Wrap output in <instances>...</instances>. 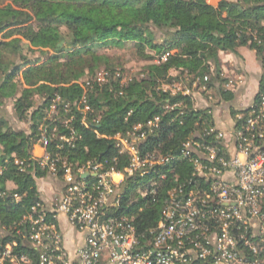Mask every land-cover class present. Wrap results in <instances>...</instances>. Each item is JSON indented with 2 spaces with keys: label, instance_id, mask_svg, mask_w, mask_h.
I'll use <instances>...</instances> for the list:
<instances>
[{
  "label": "trees",
  "instance_id": "1",
  "mask_svg": "<svg viewBox=\"0 0 264 264\" xmlns=\"http://www.w3.org/2000/svg\"><path fill=\"white\" fill-rule=\"evenodd\" d=\"M22 1L25 9L0 0V34L4 32L0 39V241L16 239L18 248L27 251L21 236L12 230H24L25 224L19 226V222L33 204L43 199L36 179L51 176L32 156L42 132L48 138L46 152L50 158L57 155L73 168L89 161H107V166L117 171H123L129 157L119 153L116 136H125L154 116L159 117L158 127L147 132L138 145L142 157L152 151L174 154L188 141L223 143L215 138V132L207 133L214 125L211 107H194L190 95L164 91L158 80L171 71L190 78L202 79L211 73L218 77L219 52L236 54L243 45L260 55L264 50V0H220L217 7L206 0ZM153 28L165 35L162 44L154 43ZM126 42L141 51L148 47L158 56L171 49L175 52L160 64L149 65L146 77L124 84L111 78L114 75L102 84L77 81L109 61L105 55H97L94 47L123 46ZM27 47L47 49L53 55L39 63L42 57L31 59L25 53ZM63 53L66 60L60 61ZM207 84L213 96H222L219 101L233 98L230 89ZM263 90L264 73L254 102ZM55 96L59 97L58 119L46 120L40 127ZM36 99L39 103L35 107ZM7 100L13 101L17 119L29 122V131L15 128L1 114ZM79 102L81 108L86 104L90 110H77ZM65 103L69 104L67 113L62 108ZM248 110L231 108L236 127L244 124ZM237 114L243 118L237 119ZM69 117L68 124L62 123L61 119ZM61 135L74 136V145L60 140ZM171 167L170 178L154 194L150 193L152 183L142 185L144 195L134 193L141 179L137 174L126 175L120 184L119 206L114 213L132 217L138 236H149L156 226L167 190L187 184L193 177L194 166L188 160L176 159L158 170ZM61 176L58 172L51 178L58 187ZM8 183L14 188L8 189ZM13 194L19 195V200Z\"/></svg>",
  "mask_w": 264,
  "mask_h": 264
},
{
  "label": "built area",
  "instance_id": "2",
  "mask_svg": "<svg viewBox=\"0 0 264 264\" xmlns=\"http://www.w3.org/2000/svg\"><path fill=\"white\" fill-rule=\"evenodd\" d=\"M191 79L193 84L208 81L207 76ZM58 102L55 96L50 112L57 111ZM62 108L67 113L69 104ZM76 108L83 113L90 110L86 104L81 108L80 102ZM246 108L244 124H235L231 131L234 153L233 145L212 126L207 133L215 132L223 143L188 141L174 154L152 151L142 157L139 142L158 127L159 117L136 125L131 131L133 144L116 136L119 153L129 157L123 171L107 166V161L73 168L57 155L50 158L48 138L42 132L39 144L44 155L36 161L53 177L62 172V184L53 199L43 198L30 207L18 224H25L24 230L13 228L27 251L18 248L16 239L0 241V264H257L264 257V90ZM59 138L74 145V136ZM176 159L193 164V177L167 190L156 226L149 236H138L132 217L114 213L120 184L126 175L150 176L154 194L173 171L171 167L160 172L159 166H170ZM13 198L20 197L13 194Z\"/></svg>",
  "mask_w": 264,
  "mask_h": 264
},
{
  "label": "rangeland",
  "instance_id": "3",
  "mask_svg": "<svg viewBox=\"0 0 264 264\" xmlns=\"http://www.w3.org/2000/svg\"><path fill=\"white\" fill-rule=\"evenodd\" d=\"M1 1H2L1 3L4 4L9 3L15 7L24 8V9L26 8V4L22 0H1ZM206 2L213 7H217L220 0H206ZM152 30L154 31L155 34L154 43L162 44L165 39V35L163 34V32L156 30L154 28ZM3 34L4 32L0 34V39H3ZM242 47H244L243 49V51L245 52L244 55L249 61H252V57H251L252 55L255 56L256 62L254 61L253 63L252 61V63L260 67L261 75L258 80L260 82L262 73H264L263 53L259 55L255 49L250 48L248 45H243ZM93 49L95 50L97 55H105L109 61L107 63L105 62L99 65L91 73L85 74L79 79H77L78 82L84 85L88 82L90 83L96 82L97 78H100L102 80L101 81L102 84L111 75H114L111 76V78L113 79L116 78V80L118 79L120 84H124L130 81L131 79H140L146 77V71L149 65L153 63L160 64L163 61L161 60V58L164 57L163 55L165 53L173 54L175 52V49H171L169 51L162 53L161 56L160 55L158 56L154 50L146 47L144 51H141L139 48L133 46L132 43L130 42H126L125 45L123 46L107 44L102 47L96 46ZM42 50L47 51V54L45 55L44 53H42L41 52ZM236 51H238V49ZM25 53L31 59L42 57L40 58L39 63L48 60L49 57L53 55L52 51L50 50L48 51L47 49H38L34 47L25 48ZM230 56H233V59H231ZM59 60L60 61L66 60V53L59 55ZM243 65L245 67V62L241 57L237 55V52L235 54V53L221 51L219 52L220 74L218 77H216L213 73L206 75L208 77L207 83L212 82L219 89L225 88L232 90V93H236V91L237 93H239L238 86L242 81L241 78L242 73L240 71L242 68L241 66ZM220 78H222L223 81H220ZM158 81H160L159 82L160 89H163L164 91H171L172 93L175 92L187 93L188 91L187 94L193 98L192 103L194 107H199V108L211 107L212 110L210 111V113L211 114L213 113L214 117L219 119L222 117V114L220 113L222 108L217 103L219 102L222 96L219 95L217 97L213 96L212 90L208 87V84L204 85L203 82H198L193 84L192 79L190 77H184L180 73L172 72V71L167 75L166 78L159 79ZM256 94L257 93H255L253 101L256 97ZM246 101H248V99ZM224 102L232 104L233 98L229 101L225 100ZM38 103L39 101L38 99H36L35 107L38 106ZM1 114L4 115L15 128L29 131V122L19 121L15 116L12 100H7L5 102V104L1 109ZM56 117H57V111L55 112L46 111V118L42 121L40 127H42L45 124L46 120L54 122ZM61 120L63 123L65 119L63 118ZM213 127L217 129L219 132H222L227 143H231L233 145L231 146V151L234 153L236 150L235 147L236 145L234 144L235 142L232 141V135H231L232 130L229 132L226 131V129L220 130L216 125H213ZM53 129H56V127ZM132 136H133L132 132H130L129 134H126L123 137L120 138L117 137V138L120 139L123 143L133 144L134 141H132ZM39 143H40V139L37 140L35 145H40ZM38 159L40 160V158ZM51 178L52 176L50 175H44L43 177L36 179L37 188L39 192L40 190H42L43 193L47 194V196L45 197L49 200L54 198L53 195L56 194L57 191L56 189H58V185L54 183L55 178H53V181ZM150 181H151L150 176H145L141 178L140 182L135 188L134 193L138 195H144L143 192L141 191L142 185L149 183ZM13 188L14 185L12 183H8V189H13ZM257 264H264V257L260 258Z\"/></svg>",
  "mask_w": 264,
  "mask_h": 264
},
{
  "label": "crops",
  "instance_id": "4",
  "mask_svg": "<svg viewBox=\"0 0 264 264\" xmlns=\"http://www.w3.org/2000/svg\"><path fill=\"white\" fill-rule=\"evenodd\" d=\"M244 47H239L237 51V55L243 59L245 62L244 65L241 66V73H242V81L238 86V92L232 93L233 95V102L232 104L226 103L224 101L217 102L218 105L222 108L220 113L222 114V117L216 118L214 117V114L212 113L213 123L216 125L220 130L226 129V131H231L235 125V118L233 117L231 113V108L235 111H238L239 109H244L247 106L251 104L253 101V98L255 96V93L258 91V84H259V77L261 75L260 73V67L258 65L253 64L255 60V56L252 55V61H249L246 56L244 55L243 51ZM252 54V53H251ZM231 59H233V56H230ZM232 92V90H231ZM248 99V101H246ZM228 104V105H226ZM44 155V149L40 145H35L32 149V156L35 159L42 158ZM40 194L42 198L47 199L45 196L47 194L43 193L42 190H40ZM48 200V199H47Z\"/></svg>",
  "mask_w": 264,
  "mask_h": 264
},
{
  "label": "water",
  "instance_id": "5",
  "mask_svg": "<svg viewBox=\"0 0 264 264\" xmlns=\"http://www.w3.org/2000/svg\"><path fill=\"white\" fill-rule=\"evenodd\" d=\"M83 176H86V174H85V175H83Z\"/></svg>",
  "mask_w": 264,
  "mask_h": 264
}]
</instances>
